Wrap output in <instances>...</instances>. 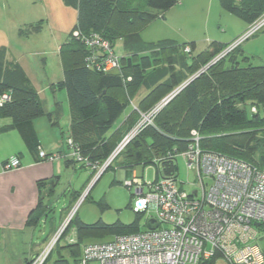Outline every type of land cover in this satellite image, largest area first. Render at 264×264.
<instances>
[{
  "label": "trees",
  "instance_id": "16d2710c",
  "mask_svg": "<svg viewBox=\"0 0 264 264\" xmlns=\"http://www.w3.org/2000/svg\"><path fill=\"white\" fill-rule=\"evenodd\" d=\"M64 1L77 9L78 16L59 47L63 79L57 85L64 87L67 93L71 113L67 135L87 162L102 164L142 114L148 113L187 77L207 65L156 111L152 116L153 124L145 123L104 171L153 165L159 178L178 177L177 156L169 155L186 148L192 129L201 136L202 149L255 166L264 165V114L260 113V109H264V64L253 65L239 49L240 43L218 56L229 43L212 42L193 56V42L144 41L141 30L177 0ZM219 4L249 25L264 15V0H219ZM73 30L82 35L98 33L112 48L115 39L121 40L127 54L119 57V68L106 72L88 67L85 59L89 49L72 35ZM260 30H264V25L252 35ZM239 50L241 59L236 56ZM183 68L187 73L179 75ZM164 75L169 81H161ZM175 76L179 78L175 80ZM140 87L146 88L147 93L134 109L130 108L125 121L112 129L123 110L131 106V99ZM3 93L9 98L0 104V118L7 117L11 121L0 130H17L28 149L36 152L39 141L33 119L43 115L52 121L57 110L44 111L37 91L16 63L0 67V95ZM94 172L93 169L91 176ZM70 228L74 230V242L66 238ZM100 228L115 235L139 231L131 225L102 227L72 217L43 264L53 251L60 253L61 249L78 264L80 246ZM53 264L69 263L67 257L60 255ZM200 264H215V259Z\"/></svg>",
  "mask_w": 264,
  "mask_h": 264
},
{
  "label": "built area",
  "instance_id": "2783aa9c",
  "mask_svg": "<svg viewBox=\"0 0 264 264\" xmlns=\"http://www.w3.org/2000/svg\"><path fill=\"white\" fill-rule=\"evenodd\" d=\"M263 25L264 15L251 24L229 48L250 37ZM72 35L89 49L85 59L88 67L106 72L119 68V56L100 34L90 32L82 35L73 30ZM178 90L148 113L142 114V122H138L122 138L102 164L87 162L67 135L71 156L97 170L96 179L141 129L142 123L149 122ZM8 98L7 93L1 94L0 104ZM251 110L255 112L254 107ZM200 139L198 132L192 129L186 148L169 155H180L186 169L194 175L191 190L183 188L178 177L173 175L151 182L135 177L123 180L125 186L135 184L136 199L132 207L135 212H144L149 203L155 205V217L151 218L155 219L156 227L116 235L108 242L85 243L81 247L78 264H200L211 258L215 261L222 258L227 264H264V243L261 244L264 240V165L259 167L218 152L206 151L200 147ZM57 155H49L41 148L37 150L40 159L52 160ZM19 166L18 157L13 155L0 161V172ZM138 201L140 205L136 204ZM71 217L72 213L43 250L27 264H43ZM66 238L74 242V230Z\"/></svg>",
  "mask_w": 264,
  "mask_h": 264
},
{
  "label": "rangeland",
  "instance_id": "374dc122",
  "mask_svg": "<svg viewBox=\"0 0 264 264\" xmlns=\"http://www.w3.org/2000/svg\"><path fill=\"white\" fill-rule=\"evenodd\" d=\"M26 1L28 0H0V27H2L5 38L10 43V46L13 49L19 50V53L22 54L23 60L21 64L24 68L23 71L27 75L32 87L36 91H39L37 93L44 111L50 113L55 109L57 110L52 115V120L55 122L53 125L56 127V130L54 129L51 136H49V132L45 129L50 126H48L49 123L46 116H40L36 122L38 133L43 143L49 140L48 142L53 144L56 141L58 149L62 153V155H59V151H54L48 152V154L56 153L59 159L68 156L75 162L73 166L68 167V171L61 174L62 176L55 192L56 198H52L53 211L48 214L46 226L41 223L36 228L34 235L36 241L46 239L44 241L45 244L42 245L44 248L52 236L49 235L47 238L45 235L43 236L41 233L44 231V227L42 226L46 227V231L49 230V220L52 219V223L60 227L70 213H72V217L84 223H98L102 227L113 224H125L142 231L146 230V221L151 217H155V205L149 203L147 209L140 213H136L133 210V203L136 199V195H134L135 184L130 187L125 186L122 179L118 178L115 168L107 169L94 179L97 171L95 170L94 174L89 178L91 167L81 166V163L75 161V158L71 156L72 149L67 144V130L71 117L67 93L66 89L59 87L55 81V79H60L62 76L57 56V46L64 41V37L61 40H56L52 30L46 27L34 29L28 24H19V12L31 9V14H41L38 4L28 5L24 3ZM161 15L163 16L161 17ZM158 18H160L159 20L164 18L160 28L154 29V26L158 24L157 22L150 23L147 27L145 26L146 28L144 27L143 34L146 40L148 38L155 40L156 37L161 35H171L170 39L178 43L193 42L195 53L208 47L212 42H219V39L221 41L228 39L229 45L222 50L219 54L221 55L250 26H247L246 22L237 15L224 10L219 4V0H177V3L173 6L160 12ZM232 34L234 35L233 38L231 37ZM121 42L117 38L113 46V51L118 54L125 51ZM239 49H241L244 55L249 56V60L253 65L264 64V30H260L241 41ZM241 51L239 50L236 53L238 59H241ZM206 67L207 65L191 75L183 84L162 98L158 104L175 90L186 86L187 83ZM50 82L54 84L53 91L46 87V84H50ZM260 113L264 114V109H260ZM142 120L143 118L139 122H142ZM153 122L151 118L147 123L153 124ZM144 124L142 123L141 128ZM55 135L57 139L54 137ZM176 162L178 166V180L182 183L181 186L186 190H191L194 175L186 169L184 160L180 155L177 156ZM154 170L153 165L146 167L137 165L131 169V176L151 182ZM80 188L79 195L71 199L69 196L70 192L73 189L79 190ZM144 190H146L145 187ZM83 193L84 196L82 197ZM57 194L58 197L56 196ZM63 207L65 209L61 210ZM71 231L72 228H70L67 236L71 235ZM115 236L114 232L105 231L100 228L96 230V233L90 235V239L97 242H108ZM263 243L264 240L261 244ZM55 257L56 251H53L52 257L45 264H53L52 259ZM66 257L69 264H75L73 258L68 253ZM89 264L97 263L90 262ZM215 264H227V262L222 258H218Z\"/></svg>",
  "mask_w": 264,
  "mask_h": 264
},
{
  "label": "crops",
  "instance_id": "0c3cea01",
  "mask_svg": "<svg viewBox=\"0 0 264 264\" xmlns=\"http://www.w3.org/2000/svg\"><path fill=\"white\" fill-rule=\"evenodd\" d=\"M28 1L24 3L28 5L38 4V6H40L39 12H41V14H31V9L19 12V24H28L34 29L46 27L49 30H52L56 40H61V38L64 37L65 41L69 32L76 24L78 16L77 9L66 3L64 0ZM159 19L160 18L158 17L153 19L146 25V27L150 23L157 22L158 24L154 26V29L160 28L164 18L161 20ZM33 24L35 25L33 26ZM247 26H249V24H247ZM145 28H143L140 32L141 38L144 41H157L161 39H170V37H172L171 35H161L156 37L155 40L153 38H148V40H146L143 34ZM233 36L234 35L232 34L231 37L233 38ZM227 40L228 39L223 40L226 42H223L220 39L218 41L219 43L221 42L222 44H227ZM61 44L57 46V56L60 62L62 76L60 79H55L56 84L63 79L62 66L58 52ZM208 47L202 49L201 51L207 49ZM19 52V50L13 49L10 46V43L5 38L2 27H0V67L4 68L6 65L16 63L24 69L21 64L23 57ZM197 53L193 51L192 55L194 56ZM126 54L127 53L125 51H122L119 54L116 53L119 57ZM247 57L249 58V56ZM186 73L187 71L185 68H183L181 72L179 71V75H185ZM177 77L178 76H175V80ZM188 78L189 77H187L181 84L188 80ZM161 81H169L167 75H164ZM53 85V82H50V84H46V87L53 91ZM37 92L39 91L37 90ZM146 93L147 89L144 87L137 89L131 99V106H127L123 110L119 120L115 121L116 124L114 123L112 129L118 128L125 121L126 117L131 112L130 108L132 107V109H134ZM39 117L33 119V127L39 141L38 148H41L44 151L46 150V153L59 151L56 141H54L53 144H50V142H48L49 140H47L46 143H43L36 125ZM10 121V118L7 117L0 118V128L9 124ZM48 123V126H50L45 129L49 132V136H51L54 129L56 130V127L53 125L55 122H53V120H48ZM41 126L43 125L41 124ZM54 137L57 139L56 135ZM36 152H32L28 149L17 130H0V161L6 160L13 155H16L20 161V166L18 168L0 172V264H27L43 250L42 245L45 244L44 241L46 239H39L37 242L34 237L35 230L41 223L46 226L48 214L53 211V206L51 204L52 198L55 197V192L62 176L61 174L62 172L68 171V167L73 166L75 163L74 160L68 156L63 159H59L58 157H55L52 160L40 159L38 158ZM59 155H62L60 151ZM81 166L84 165L81 164ZM90 170L89 178L91 177L93 169L90 168ZM116 170L118 178L122 179V181L132 177L131 169L118 168ZM159 176L160 175L155 169L152 181L159 178ZM81 188L79 190L73 189L69 194L70 198L72 199L76 197L80 193ZM56 196L58 197V194ZM63 209L65 208L63 207L61 210ZM51 220L52 219L49 220L50 222L48 224L49 230L46 231V227L42 226L44 227V231L41 234H43V236L45 235L46 238L49 235L53 236L59 227V225L58 227L55 226ZM93 242L98 243L95 240L93 241L87 239L82 243V245ZM66 254L67 251L65 249H61L60 253L56 252V257L52 259V262L60 255L66 257Z\"/></svg>",
  "mask_w": 264,
  "mask_h": 264
},
{
  "label": "water",
  "instance_id": "95a60500",
  "mask_svg": "<svg viewBox=\"0 0 264 264\" xmlns=\"http://www.w3.org/2000/svg\"><path fill=\"white\" fill-rule=\"evenodd\" d=\"M191 79H192V78H191ZM187 82H188V81H187ZM179 89H180V88H179ZM193 193H195V191H193ZM136 204H137V205H140L141 202L138 201ZM146 226H147L148 229L155 228V227H156V221H155V219H153V218H149V219L146 221Z\"/></svg>",
  "mask_w": 264,
  "mask_h": 264
},
{
  "label": "bare ground",
  "instance_id": "6f19581e",
  "mask_svg": "<svg viewBox=\"0 0 264 264\" xmlns=\"http://www.w3.org/2000/svg\"><path fill=\"white\" fill-rule=\"evenodd\" d=\"M238 44H239V43H238ZM236 45H237V44H236ZM236 45H234V46H236ZM234 46H233V47H234ZM233 47H231V48L227 49V51H229V50H230V49H232ZM227 51H226V52H227ZM47 259H48V258H47ZM31 260H32V259H31Z\"/></svg>",
  "mask_w": 264,
  "mask_h": 264
}]
</instances>
